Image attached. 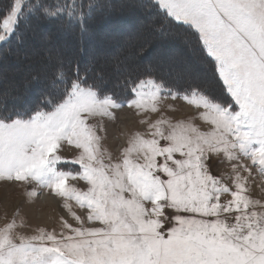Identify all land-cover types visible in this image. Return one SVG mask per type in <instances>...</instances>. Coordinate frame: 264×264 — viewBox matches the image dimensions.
Listing matches in <instances>:
<instances>
[{"label":"snow or ice","instance_id":"6c2138e0","mask_svg":"<svg viewBox=\"0 0 264 264\" xmlns=\"http://www.w3.org/2000/svg\"><path fill=\"white\" fill-rule=\"evenodd\" d=\"M136 6L163 16L156 28L161 39L191 47L185 32L174 29L194 30L197 64L167 73L169 79L152 64L118 67L117 94L105 90L107 78L92 62L81 69L57 58L45 78L44 106L4 109L0 182L24 186L30 202L46 189L64 213L58 228L37 227L32 235L17 231L27 227L19 209L10 220L5 213L0 264H264V198L252 195L257 177L264 192V0ZM111 7L57 0L25 8V0H12L0 44L22 39L20 22L27 26L33 17L84 36ZM207 64L220 98L194 83ZM177 99L196 115H166L162 109L176 108L165 102ZM125 108L145 127L114 157L102 147L100 121H114ZM214 157L230 171L213 175Z\"/></svg>","mask_w":264,"mask_h":264},{"label":"rangeland","instance_id":"374dc122","mask_svg":"<svg viewBox=\"0 0 264 264\" xmlns=\"http://www.w3.org/2000/svg\"><path fill=\"white\" fill-rule=\"evenodd\" d=\"M27 1L28 0H25V4ZM150 1L154 2V0ZM99 2L111 5L112 7L103 13H98L89 23V31L85 37L96 38L93 39L90 46L91 50L85 56L86 59L83 61L85 64L82 63L81 65L85 67L88 65L86 62H90V60L93 59L94 61L99 62L98 67L104 72L107 78L106 86L108 87L105 88V90L117 94L121 93L118 91L121 88L117 87V83L122 81L123 78L117 73L116 69L125 65L143 69L145 65L152 64L158 69L159 75L169 79L167 73L180 72L189 66H195L197 64L199 59H194L193 57L190 58L191 54L188 53L190 51L193 52L192 47L175 46L168 41L169 39L163 40L156 38L158 34L156 31L157 27L149 26V29L143 27L145 24L144 21L152 18L153 15L144 14L138 11V9L130 8L127 4L128 0L122 2L120 0H115V2H113V0H99ZM3 18L1 19V23ZM47 28H50L49 25L43 27L35 24L30 33L27 32L26 29H24L22 33L23 37H35L38 41L37 43H28V54H34L40 50L54 47V63L51 62L48 66L44 67L41 66L42 62L39 63V65L35 63L34 66H22L29 62L34 63L35 59L38 58V56L37 58H33L32 56L34 55H27L25 59L21 58L20 60L14 56L11 60L6 61L8 64H12V68L10 69V65L8 64L0 65V71L3 77V80L0 81V86L3 87L8 82L10 85L4 87L5 90L0 89L2 90V92H0V98L6 97V92L8 94L12 93L9 97L7 96L9 99H11L13 95L18 96V93L21 91L17 90L18 87L16 88V86L22 84V79L27 74L35 72L29 76L31 78L40 72L43 75L47 74L44 72L45 70H47L48 73H51V70L55 67L57 58L66 61L70 55L69 53L74 55L71 51L73 49L75 51L77 46L74 42H68V37L82 36L78 32L73 31V28L68 32L60 30L52 31L53 29L47 30ZM29 39L30 38H25L23 43H26ZM175 41V44L178 45L177 43L181 40ZM139 43H141V45ZM148 46L149 50L146 49ZM56 47H60V49L58 48L57 50ZM119 55H124V58L116 60ZM40 60L46 61L45 57L38 61ZM210 71L211 67L208 64L201 65L200 75L194 83L200 84L201 86L206 84L209 93L220 98V85L215 80L211 79ZM41 82L40 85L43 84ZM181 85H184L185 87L187 86L186 83ZM40 94L41 92H36L34 94L28 92L25 94V98H27L29 103H33ZM18 100L24 102V100H21L20 98ZM165 103L175 105V112H172L167 108L162 109L166 115L172 116L173 119H186L197 113V109L188 105L181 99L175 101L168 100ZM156 115L157 114H153V118H156ZM139 120L140 117L136 116L133 110L125 108L117 111L116 119L114 121L107 119L100 121V124L105 129V131L100 134L106 136V138L102 140V147L112 153L114 157H118L120 150L127 146L128 136L137 130H144L145 126L141 125ZM195 123L202 128L207 127V125L200 120H196ZM65 154L72 155L73 151L68 150ZM219 159L220 158L214 157L210 161L213 175H220L221 172L230 171L227 163L221 164L219 163ZM259 182L260 178L257 177V184L252 186V195L256 198H264V192H262L257 186ZM17 209L20 210V216L24 218L27 224V227L17 229V231L25 235L34 234V229L37 227H46L48 229L53 227L58 228V217L64 213L57 198L51 195L46 189L43 191L42 195L30 202L24 195V186H20L17 183L0 182V226H3V224L8 222L4 218L5 213L10 220Z\"/></svg>","mask_w":264,"mask_h":264},{"label":"trees","instance_id":"16d2710c","mask_svg":"<svg viewBox=\"0 0 264 264\" xmlns=\"http://www.w3.org/2000/svg\"><path fill=\"white\" fill-rule=\"evenodd\" d=\"M121 2L122 1H127V0H120ZM57 2V0H28L25 4V8H27V5L28 4H46V5H51L53 3ZM113 2H115V0H113ZM132 2V3H131ZM141 2V0H128L127 4L129 5L130 8H133V9H138V11H140L141 13H144V14H151L153 15L152 18L148 19V20H145L144 21V26L143 27H147V29H149V26L150 27H158L160 26L161 22L163 21V16L160 15V14H157L155 12V10H145V9H141L140 7L138 6H134V5H138L139 3ZM144 3H150L152 1L150 0H143ZM12 3V0H0V23H1V19L3 17L6 16V13L9 9V6L10 4ZM138 7V8H137ZM140 8V9H139ZM143 10V11H142ZM162 12V10H161ZM39 25V26H45V25H49L50 28H47V30L49 29H53L52 31H58L57 29V26L53 23H50V22H47V21H38L35 19V17H33L30 21V23L26 26L24 24L23 21L20 22V31L23 32L24 29H26L27 32H31L32 31V27L34 25ZM173 24H178V22H175L173 21ZM185 29H187V26H183L182 28H177V29H174L176 31H180V32H186L185 35L187 36V38L189 40H192V45L191 47L193 48V51L197 48V44H196V37L194 35V30L192 29H188L187 31H185ZM69 30L71 29H66L64 30V32H68ZM73 31H76L79 33V30L76 29V28H73L72 29ZM80 34V33H79ZM81 35V34H80ZM25 38H30L29 41L27 40L26 43H23V40ZM68 42H74L76 43V50L74 51V49L71 51L74 55H71V53H69V57L66 59L65 63L66 64H72V65H75V64H79L81 66V69H83L84 67L81 65L82 63L85 64V56L87 55V53H89V51L91 50L90 49V46H91V43L93 41V39H95L96 37H85L82 36V37H68ZM156 38H160L159 34H157ZM161 39V38H160ZM35 39V37H22V39H19V38H13L11 40L10 43H6V44H0V65L2 64H8L6 61H9L11 60L14 56H16L17 59H25L27 55H34L32 56L33 58H38L33 59L34 63L32 62H29V63H26L25 65H22V66H34L35 63H37V65H39V63H41V66H48L51 62L54 63V58L53 56L55 55V50H54V47H49L45 50H40L39 52H36L34 54H28V50H29V45L28 43L32 44V43H37L38 41ZM164 40V39H163ZM183 42V41H182ZM184 43V42H183ZM141 45V43H139ZM37 45V44H36ZM184 46L185 47H189V46H186L185 43H184ZM195 46V47H194ZM139 47V46H138ZM57 50L58 48L60 49V47H56ZM151 48V47H150ZM147 50H149V46L146 47ZM192 54H194V59H199V53L197 52H189ZM196 53V54H195ZM19 56V58H18ZM40 56V57H39ZM46 59V61H38L39 59ZM124 58V55H119L117 56L116 60H119V59H122ZM113 60V59H112ZM115 60V62H116ZM89 61V60H88ZM90 62H92L94 68L96 70H100V68L98 67V61H94L93 60H90ZM89 64V62H86ZM10 65V69L12 68V64H8ZM210 67L211 65L208 64ZM8 68V69H9ZM17 68H21V67H17ZM24 69V68H23ZM52 71V70H51ZM38 72V71H37ZM44 72H46L47 74L43 75L41 72L39 74H37L36 76L34 77H29L31 76L32 74H34L35 72H33L32 74H27L25 77H23L22 79V84H18L16 86L17 90L21 91L20 93H18L19 95L18 96H12L11 99H9V95L12 94V93H7L6 92V97H2L0 98V114H3V111L4 109L6 108L8 112H13V111H20V112H23L25 110V108H33V107H36V106H44L42 101L44 100V89L46 87V84H45V78L50 76L51 73L47 70H45ZM211 78L213 79V76H212V69H211ZM35 77H39V80H36L34 79ZM25 78V79H24ZM165 79H168V78H165ZM3 80V77H2V73L0 71V81ZM214 80V79H213ZM43 81V86L40 85V82ZM89 83H92L91 80L88 81ZM171 82V81H170ZM218 83V81H216ZM219 84V83H218ZM8 85H10V83L8 82L5 86H0V89H4V87H8ZM42 86V87H41ZM108 86H105V88H107ZM179 87H185L184 85H179ZM5 90V89H4ZM7 90V89H6ZM119 92H121V89L118 90ZM0 92H2V90H0ZM5 92V91H4ZM28 92H32V94L34 93H40V96L38 97L37 96V99L32 103H29L27 98H25V94L28 93ZM25 93V94H24ZM8 96V97H7ZM20 96H24V97H20ZM21 99V100H24V102H20L18 99Z\"/></svg>","mask_w":264,"mask_h":264},{"label":"bare ground","instance_id":"6f19581e","mask_svg":"<svg viewBox=\"0 0 264 264\" xmlns=\"http://www.w3.org/2000/svg\"><path fill=\"white\" fill-rule=\"evenodd\" d=\"M131 3H132V2H131ZM134 6H136V5H134ZM137 8H138V7H137ZM139 9H140V8H139ZM141 9H142V8H141ZM142 11H143V10H142ZM185 33H186V32H185ZM158 39H159V38H158ZM168 41H170V42H171L172 44H174L175 46L185 47V46H184V43H183L182 41H180L179 43H177L178 45L175 44L176 41H175L174 39H169ZM194 47H195V46H194ZM182 49H183V48H182ZM193 52H194V51H193ZM188 53H189V52H188ZM196 53H197V52H196ZM196 53H195V54H196ZM189 54H191V53H189ZM194 56H195V55H190V58H191V57L194 58ZM193 58H192V59H193ZM195 59H196V58H195ZM204 67H205V66H204ZM211 79H212V78H211ZM39 81H40V80H39ZM215 81H216V80H215ZM212 82H213V81H212ZM41 83H42V82H41ZM42 85H43V84H42Z\"/></svg>","mask_w":264,"mask_h":264}]
</instances>
